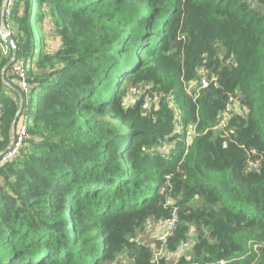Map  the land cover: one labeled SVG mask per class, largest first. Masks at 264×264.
<instances>
[{"label": "trees", "instance_id": "trees-1", "mask_svg": "<svg viewBox=\"0 0 264 264\" xmlns=\"http://www.w3.org/2000/svg\"><path fill=\"white\" fill-rule=\"evenodd\" d=\"M13 18L0 155L28 124L0 166V264H264V0H16Z\"/></svg>", "mask_w": 264, "mask_h": 264}, {"label": "built area", "instance_id": "built-area-1", "mask_svg": "<svg viewBox=\"0 0 264 264\" xmlns=\"http://www.w3.org/2000/svg\"><path fill=\"white\" fill-rule=\"evenodd\" d=\"M14 0H5L4 5H3V11H2V19L0 21V36L4 40V43L7 45V37L9 35V32L5 33V30L9 28V25L11 24L13 20V15H14ZM7 26V28H6ZM0 45L2 46V50L4 54L6 55L8 52V45ZM26 71L27 68L24 63L19 62L13 69V74L18 76L20 79V86L24 90L25 93L29 92V86L26 82ZM206 85V81L204 82ZM140 90L136 88H131L130 90V95L138 97L140 95ZM149 103H155V101L158 100V96L153 95L152 97H149L148 99ZM0 115H1V109H0ZM27 124H28V117L27 115H23L20 121V125L18 127L17 133L12 135V140L11 144L9 147L0 155V166H3L7 162L13 160L16 158L20 153L22 148L25 146V140L27 136ZM175 212V211H174ZM176 214V213H175ZM173 215V217L168 220L166 223L167 225V231L162 233L159 237L158 240L165 242L169 236L170 231H174L178 225L179 219L177 218L176 215ZM161 224V222H160ZM192 234V240H193V233ZM191 237L187 239V241L184 242V244L179 248V251L177 254L181 253L184 250H188L191 247L192 243ZM165 250L160 249L156 253V258L159 259L164 255Z\"/></svg>", "mask_w": 264, "mask_h": 264}, {"label": "rangeland", "instance_id": "rangeland-1", "mask_svg": "<svg viewBox=\"0 0 264 264\" xmlns=\"http://www.w3.org/2000/svg\"><path fill=\"white\" fill-rule=\"evenodd\" d=\"M14 1L16 3V0H14ZM4 2H5V0H0V21L2 19V11H3ZM15 3H14V10H15ZM25 11H26V4H25V2H22L21 6H20V8L18 10L19 15L20 16H23L25 14ZM13 17H14V15H13ZM13 22H15V21L13 20ZM6 28H7V26H6ZM47 29L49 30V32H47V41L49 43V47L48 48L49 49H52L51 45H53L55 43L54 34H53L52 30H50V27L47 26ZM11 30H13V31L16 30L17 31V26H16L15 23H14V26L11 23L9 25V28H7V32H9V35H11ZM7 32L5 30V33H7ZM190 133H192V131H190ZM191 139H192V134H190V137L188 139V142L189 143L191 142ZM153 225H154V223H153ZM146 230L147 231L145 233L143 232L141 234V240L143 242H145V244L146 243L154 244L156 242V238L160 236V235L158 236V234H157V227L156 226L148 225V227L146 228ZM194 234L195 233H193V239H194Z\"/></svg>", "mask_w": 264, "mask_h": 264}, {"label": "water", "instance_id": "water-1", "mask_svg": "<svg viewBox=\"0 0 264 264\" xmlns=\"http://www.w3.org/2000/svg\"><path fill=\"white\" fill-rule=\"evenodd\" d=\"M6 32H7V30H6ZM7 40H8V43L11 45L13 51H12V58L9 61V63L6 65L5 69L8 68L16 60V57H17V49H16L15 43H14L11 35H8ZM205 81H206V79H205ZM21 111H22V108H20L18 110L17 115L15 117V120H14V129L16 127V123H17V121L19 119V116L21 114Z\"/></svg>", "mask_w": 264, "mask_h": 264}, {"label": "crops", "instance_id": "crops-1", "mask_svg": "<svg viewBox=\"0 0 264 264\" xmlns=\"http://www.w3.org/2000/svg\"><path fill=\"white\" fill-rule=\"evenodd\" d=\"M149 225H151V226H156L157 227V234H158V236L159 235H161L163 232H165V230H166V227L165 226H162V225H160V223H155L154 225H153V222H151ZM143 239V238H142ZM158 239V237L156 238V240ZM147 245H154V244H149V243H146ZM177 254V253H176ZM164 255H165V253H164ZM169 259L172 261V262H176L177 260H178V257H177V255H169Z\"/></svg>", "mask_w": 264, "mask_h": 264}]
</instances>
